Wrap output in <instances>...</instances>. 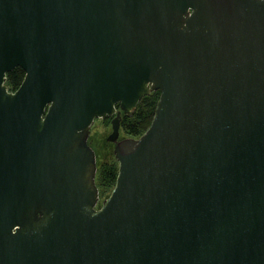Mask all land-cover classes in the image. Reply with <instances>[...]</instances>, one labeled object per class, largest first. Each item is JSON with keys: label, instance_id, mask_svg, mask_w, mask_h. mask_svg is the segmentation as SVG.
Masks as SVG:
<instances>
[{"label": "water", "instance_id": "water-1", "mask_svg": "<svg viewBox=\"0 0 264 264\" xmlns=\"http://www.w3.org/2000/svg\"><path fill=\"white\" fill-rule=\"evenodd\" d=\"M0 264H264V0H0Z\"/></svg>", "mask_w": 264, "mask_h": 264}, {"label": "trees", "instance_id": "trees-1", "mask_svg": "<svg viewBox=\"0 0 264 264\" xmlns=\"http://www.w3.org/2000/svg\"><path fill=\"white\" fill-rule=\"evenodd\" d=\"M25 73V70L21 67H16L14 70L8 72L6 84L10 91H16L20 87L24 80ZM160 94L161 92L159 90L153 91L140 100L137 108L132 113H122L121 134L124 138H138L148 130L153 121ZM101 121L105 125H111L110 117L101 119ZM91 139L92 136H90L88 142L93 148ZM97 166L96 184L99 188L101 197L98 204L99 208L102 205V201L111 194L116 185L119 162L115 156L101 161H99L98 158Z\"/></svg>", "mask_w": 264, "mask_h": 264}, {"label": "rangeland", "instance_id": "rangeland-1", "mask_svg": "<svg viewBox=\"0 0 264 264\" xmlns=\"http://www.w3.org/2000/svg\"><path fill=\"white\" fill-rule=\"evenodd\" d=\"M94 126V127H93ZM92 126V145L93 148L96 151L97 159L99 158V161L104 159L112 158V156H115L114 154V144L110 143L107 140V137L112 132V126L111 125H105L101 119H98ZM121 137L124 138L121 134ZM106 148V149H105Z\"/></svg>", "mask_w": 264, "mask_h": 264}, {"label": "flooded vegetation", "instance_id": "flooded-vegetation-1", "mask_svg": "<svg viewBox=\"0 0 264 264\" xmlns=\"http://www.w3.org/2000/svg\"><path fill=\"white\" fill-rule=\"evenodd\" d=\"M117 108H119V106H117ZM112 118H113V116L110 117V122H111ZM96 121H98V119H96ZM96 121H95V122H96ZM111 126H112V125H111ZM93 127H94V126H93ZM90 136H92V130H91ZM90 136H89V138H90ZM120 139H123V138L120 136ZM110 143H112V142H110ZM112 144H114V146H115V143H112Z\"/></svg>", "mask_w": 264, "mask_h": 264}]
</instances>
